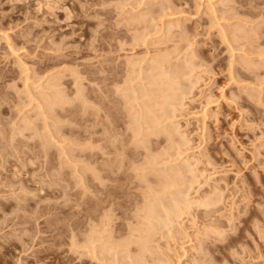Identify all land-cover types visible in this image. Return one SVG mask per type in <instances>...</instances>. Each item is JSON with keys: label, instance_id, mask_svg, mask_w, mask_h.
<instances>
[{"label": "rangeland", "instance_id": "1", "mask_svg": "<svg viewBox=\"0 0 264 264\" xmlns=\"http://www.w3.org/2000/svg\"><path fill=\"white\" fill-rule=\"evenodd\" d=\"M0 264H264V0H0Z\"/></svg>", "mask_w": 264, "mask_h": 264}, {"label": "bare ground", "instance_id": "2", "mask_svg": "<svg viewBox=\"0 0 264 264\" xmlns=\"http://www.w3.org/2000/svg\"><path fill=\"white\" fill-rule=\"evenodd\" d=\"M234 31H235V30H234ZM239 31H240V30H239ZM240 32H241V31H240ZM240 36H241V35H240ZM152 61H153V60H152ZM161 61H162V60H161ZM156 63H158V62H156ZM162 63H163V62H162ZM150 64H151V62L149 63V65H150ZM185 64H186V62H185ZM133 65H134V64H133ZM156 65H157V64H156ZM156 65H154V66H156ZM159 65H160V64H159ZM159 65H158V66H159ZM188 65H189V64H188ZM188 65H187V66H188ZM158 66H157V67H158ZM161 67H162V66H161ZM131 68L133 69V67H131ZM153 68H154V67H153ZM158 69H159V67H158ZM160 69H161V68H160ZM162 69H165V68H162ZM148 70H149V69H148ZM153 70H154V69H153ZM153 70H152V72H153ZM168 70H169V69H168ZM154 71H155V70H154ZM159 71H160V70H159ZM161 71H162V73H161V75H160L159 73H160ZM161 71H160V72L157 71L158 74H159V76L157 75L156 77H158L159 79H158V78L156 79V78L154 77V78H155V81H156V82L158 81L157 84H156V82H155L154 85L157 86L156 88L159 89V87H161L159 82L162 81L161 84L165 87V88H163V89H164V92L167 91V90L169 89L167 92H165L166 95H165V94H162V92H161L163 86L161 87V90L159 89V91H160L161 93H157L156 95H155L154 93L158 92V91H157L158 89L154 88L156 91H154V89H153V91H151V94H150L151 96H150V95H147V96H150V97L148 98V100H149L150 98L153 97L152 100L150 99L151 101L149 100V103H150V102L152 103V101H153L152 106H154V107L150 106L152 110L150 109V107L148 108V105H145L144 103H142V104H140V105L143 106V104H144L145 106H147V107L144 106V107L146 108V112L144 111L145 108H144L143 111H142V109L140 110L139 107H136V108H139V111H142L141 114H139V115H140V119H141V116H142V117L144 116V115H143L144 112H145L146 116H148V117H150V115L152 114V115H151L152 118L149 119V118L147 117V118L149 119V122H146V120L148 121V119L146 118V116H145V118H142L143 120H142V119L140 120L141 122L146 123V124H144V123L141 124V123H140L141 126L144 124L145 127H146V129H147V126H148V127L151 126L150 129L154 126V127H153V130H154V128H156V123H157V121H158L159 119L162 118V117H160V114L162 113V111H163V114L166 115V113H164V112L166 111V107H167V106H166V101L168 100V97L173 96V94H174V92H175L172 88H174V87L176 86V85H175L176 82L174 83L173 79H171V78L173 77L174 72H173V74L171 73V74H172V77L170 76V78H169V76H167V75H171L170 73L168 74L169 71H167V73H166L165 70H161ZM154 73H155V72H153V74H154ZM163 73H166V74L164 75ZM163 75H164V76H163ZM152 77H153V76H152ZM160 77H161V78H160ZM163 77H164V79H163ZM154 78H150L149 83L151 84V86H150V85H147V88H148V86H150L151 88L154 86V85H152V84H153L152 82H154ZM173 78H174V77H173ZM162 79H163L165 82H163ZM174 79H175V78H174ZM144 80H145V79H144ZM151 80H152V81H151ZM160 80H161V81H160ZM140 81H141V80H140ZM140 81H139V82H140ZM172 81H173V82H172ZM145 82H146V81H145ZM149 83H147V84H149ZM158 83H159V87H158ZM173 83H174V84H173ZM51 84H52V83H51ZM143 84H144V83H143ZM145 84H146V83H145ZM145 84H144V85H145ZM140 85H141V84H140ZM171 85H172V86H171ZM174 85H175V86H174ZM155 86H154V87H155ZM166 86L169 87V88L166 89V88H167ZM170 86H171V87H170ZM173 86H174V87H173ZM142 87H143V86H142ZM176 89H179V88L176 87ZM176 89H175V90H176ZM125 90H126V89H125ZM139 90H140V89H139ZM150 90H151V89H150ZM170 90H172V91H170ZM123 91H124V90H123ZM134 91H135L136 93H138V94L140 93V91L142 92V94L140 93L139 96L136 95L135 97H140V96H141L142 99H143V97H145V95H143V94H145L144 88H143V89L141 88L140 91L133 90V91H131V93H134ZM146 91H147V90H146ZM162 91H163V90H162ZM169 91H170L171 93H173V94H171ZM173 91H174V92H173ZM177 91H178V90H177ZM58 92H59V91H58ZM58 92H57V93H58ZM129 92H130V91H129ZM143 92H144V93H143ZM152 92H154V93H152ZM164 92H163V93H164ZM168 92H169L170 94H169ZM149 93H150V92H149ZM177 93H179V92H177ZM177 93H176V94H177ZM180 93H181V92H180ZM180 93H179V94H180ZM123 94H124V92H123ZM146 94H148V92H147ZM153 94H154L155 97L153 96ZM158 94H160V95H158ZM168 94H169V96L167 97ZM176 94H175V96H176ZM56 95H58V94H56ZM59 95H60V94H59ZM142 95H143V96H142ZM47 96H48V95H47ZM80 96H81V95H80ZM132 96H133V99H134V98H135L134 95H132ZM156 96H157V97H156ZM175 96H173V97H175ZM177 96H178V95H177ZM177 96H176V98H177ZM56 97H57V96H56ZM141 97L138 98V99L140 100ZM181 97H182V94H181ZM183 97H184V96H183ZM53 98H54V97H53ZM60 98H61V97H60ZM124 98H125V96H124ZM145 98H146V97H145ZM82 99H83V98H82ZM131 99H132V97H131ZM146 99H147V98H146ZM173 99H174V98H173ZM55 100H56V98H55ZM60 100H61V99H60ZM60 100H59V101H60ZM143 100H144V99H143ZM158 100H161V101H159V102L157 103ZM170 100H171V102H172V97L167 101V103L170 102ZM134 101H138V100L135 98ZM134 101H133V102H134ZM141 101H142V100H141ZM141 101H139V102L141 103ZM144 101H145V100H144ZM43 102H44V101H43ZM43 102H42V103H43ZM60 102H61V101H60ZM142 102H143V101H142ZM164 102H165V103H164ZM179 102H180V101H179ZM44 103H45V102H44ZM134 103H135V102H134ZM136 103H137V102H136ZM136 103H135V104H136ZM160 103H163V104H160ZM172 103H173V102H172ZM177 103H178V102H177ZM180 103H181V102H180ZM180 103H179V104H180ZM138 104H139V103H138ZM164 104H165V107H164V106H161V105H164ZM169 104H170V103H169ZM174 104H176V103L174 102ZM51 105H53V104H51ZM57 105H59V104H57ZM136 105H137V104H136ZM171 105H172V104H171ZM48 106H50V105H48ZM173 106H174V105H173ZM178 106H179V105H178ZM181 106H182V105H181ZM50 107H51V106H50ZM52 107H53V106H52ZM155 107H156V109H155ZM157 107H158V108H157ZM161 107H162V108H161ZM163 107L165 108V110L163 109ZM175 107H176V106H175ZM175 107H174V108H175ZM167 108H168V107H167ZM174 108H173V109H174ZM179 108H180V106H179ZM181 108H182V107H181ZM154 109H155L156 111H158L157 109L160 110V111H158V113L161 112V113H159V116L157 115L158 113H157ZM177 109H178V108H177ZM153 110L155 111V113L153 112ZM174 110H175V109H174ZM52 111H53V110H52ZM135 111H136V110H135ZM139 111H138V112H139ZM147 111H148V112H147ZM170 111H171V110H170ZM175 111H176V110H175ZM151 112H152V113H151ZM139 113H140V112H139ZM149 113H151V114H149ZM172 113H173V112H172ZM155 114H156V121L153 119V117L155 118ZM163 114H161V116H162ZM164 115H163V116H164ZM137 116H138V113H137ZM135 117H136V116H135ZM158 117H159V118H158ZM137 118H138V117H137ZM157 118H158V119H157ZM171 118H173V117H171ZM134 119H135V118H134ZM134 119H133V120H134ZM144 119H146V120L144 121ZM164 119H166V118H164ZM138 120H139V119H138ZM150 120H151V121H150ZM162 120H163V119H162ZM140 121H139V122H140ZM153 121L155 122V124L152 123ZM27 122H28V121H27ZM131 122H132V121H131ZM135 122H136V120H135ZM135 122H134V123H135ZM139 122H138V125H139ZM159 122H160V124H161V120L158 121V124H157L158 128L162 129V131L164 130L163 132L166 133V131H167V134H170L171 132L168 131V130L165 131V128H162V127H163L162 125L159 126ZM148 123H149V124H148ZM151 123H152V125H151ZM24 124H25V123H24ZM135 125H136V124H135ZM144 125H143V126H144ZM136 126H137V125H136ZM169 126H170V125H169ZM172 126H173V125H172ZM137 128H138V127H137ZM141 128H142V127H141ZM158 128H157L158 131H156V129L153 131L152 129L150 130V129L148 128V129H149V132H151V133H149V132H148V133H149V134H153V133L155 132L153 135L158 134V132L161 131V130H159ZM167 128H168V127H167ZM138 129H140V128H138ZM148 129H147V131H148ZM169 129H170V128H169ZM171 129H172V128H171ZM139 131H141V129H140ZM136 132H137V131H136ZM163 132H162V133H163ZM168 132H169V133H168ZM159 133H160V132H159ZM136 135H137V134H136ZM142 135H144V134H142ZM159 135H160V134H159ZM171 135H172V133H171ZM150 136H151V135H150ZM155 136H156V135H155ZM142 137H143V136H142ZM169 138H171L170 135H169ZM143 139H144V138H143ZM143 139H142V140H143ZM112 140H113V139H112ZM139 140H140V139H139ZM144 141H145V140H144ZM144 144H145V143H144ZM154 159H155V158H154ZM153 162H154V161H153ZM150 163H152V162H150ZM186 163H187V162H186ZM156 165H157V164H156ZM158 166H159V165H158ZM158 166H157V167H158ZM186 166H187V165H186ZM189 166H190V165H189ZM154 167H155V166H154ZM105 168H106V167H105ZM148 168H149V167H148ZM150 168H151V167H150ZM169 168H170V167H169ZM188 168H189V167H188ZM188 168H187V169H188ZM152 170H155V168H153ZM157 170H158V168H157ZM157 170H156V171H157ZM159 170H160V169H159ZM166 170H167V169H166ZM188 170H189V169H188ZM191 170H192V169H191ZM193 170H194V169H193ZM147 171H149V170H147ZM150 171H151V170H150ZM164 171H165V170H164ZM172 171H173V170H172ZM172 171H169V172H171L172 174H171V173L168 174V172H166L167 174H166V173H161L162 171H161V172L158 171V172H159V177H160L161 175H163V176H162L163 178L160 177V178H161V181L159 180L160 182H163V183H162V184H163V187L161 186L162 184H161L160 182L157 181L158 183H160V184H158V185H160V187H162V188H161L162 190H160V192H162V198L160 197L161 195L159 196L161 199H163V196H164V194H165L166 192L170 191V192H168V196L170 197V195H172L171 198H173V200L170 198L172 202L169 200V203L171 202V207H170V208H167V209H164V210L162 209V210L164 211V213H163V211L160 209V208L162 207V205L160 204L162 200L160 201L159 199H157L158 196L155 197V199H157L158 201H160V202L158 203V204H159L158 206H159V209H160V210H158V206L156 207L158 201L155 200L156 202H154V203H156V204H154L155 207H156L155 209L158 210V211H162V214H165V218H164V216H163V218L166 219V221H167L168 223L174 221L173 218H177L178 216L180 217L181 214L184 213V211H187V210H189V209L191 210L190 206H191L192 204L195 203L194 205H192V207L194 208L195 205H196V202H197V201L195 202L194 200H192V201H194V203H191V202H190V199L188 200V198H187L188 195L185 194L186 191L184 192V190H182L185 186H184L182 189H181L180 186H179L178 189L176 188V185H177V184H175V183H177V181H176V180H177V179H176L177 177L175 178V174H176L178 171H177V172H172ZM186 172H187V171H186ZM189 172H190V171H189ZM194 172L196 173V171H194ZM149 173H150V172H149ZM178 173H179V172H178ZM195 173H194V174H195ZM157 174H158V173H157ZM184 174H185V173H184ZM196 174H197V173H196ZM170 175H173V177H174L176 180H175L173 177L171 178ZM190 175H191V174H190ZM176 176H177V174H176ZM156 177H157V176H156ZM180 177H181V175L179 174V178H180ZM193 178H194V177H193ZM142 179H143V178H142ZM158 179H159V178H158ZM173 179H174V180H173ZM180 179H181V178H180ZM195 179H196V178H195ZM195 179L192 181L193 183H194V181H196ZM185 180H186V179H185ZM173 181H175V182H173ZM188 181H189V180H188ZM52 182H53V181H52ZM192 182H191V183H192ZM20 183H21V182H20ZM188 183H189V182H188ZM193 183H192V184H193ZM174 184H175V185H174ZM181 184H182V183H181ZM195 184H197V182H195ZM158 185H157V186H158ZM185 185H187V183H186ZM190 185H191V184H190ZM190 185H189V186H190ZM214 185H215V184H214ZM181 186H183V185H181ZM191 186H193V185H191ZM191 186H190V187H191ZM173 187H174V189H173ZM214 187H215V186H214ZM192 188H193V187H192ZM192 188H190V189H192ZM19 189H20V188H19ZM155 189H156V188H155ZM176 189H177L178 191H179V189H181V190L178 192ZM185 189H186V188H185ZM150 190H151V189H150ZM171 190H173L174 193L171 192ZM153 191H154V189H153ZM190 191H191V190H189V192H190ZM151 192H152V191H151ZM175 192H176V193L178 192V193L176 194ZM183 192H184V193H183ZM154 193H155L154 195H156V194H161V193H157V192H154ZM163 193H164V194H163ZM170 193H171V194H170ZM169 194H170V195H169ZM173 194H174V195H177V197L174 196ZM181 194H182V196H181ZM210 194H211V193H210ZM207 195H208V194H207ZM183 196H185V197H183ZM186 196H187V197H186ZM147 197H148V196H147ZM159 197H158V198H159ZM174 197H175V198H174ZM189 197H190V196H189ZM207 197H208V196H207ZM149 198H151V196H150ZM152 198H154V196H153ZM152 198H151V199H152ZM165 198H166V197H165ZM168 199H169V198H168ZM197 200H198V199H197ZM146 201L148 202V200H146ZM205 201H206V200L204 199V203H203V204H205ZM150 202H151V201H150ZM152 202H153V200H152ZM162 202H163V201H162ZM207 202H208V201H207ZM163 203H164V202H163ZM163 203H162V204H163ZM146 204H150V203L148 202V203H146ZM166 204H167V203H166ZM198 204H199V203H198ZM198 204H197V205H198ZM203 204H202V201H201V202H200V206H202ZM160 205H161V206H160ZM203 206H206V204L203 205ZM203 206H202V207H203ZM146 208H147V209H145V211H147V212H146V215H145V213H144V217L146 216V218H147V221H146L147 223H146V224H148L149 229H153L154 224H157V225H156V226H157L156 228H159V229H160V226L158 225V223H159V222H158V217L156 216L157 212H155L154 206L149 205V207H146ZM162 208H163V207H162ZM205 208H206V207H205ZM206 209H207V208H206ZM193 210H194V209H193ZM207 212H208V211H207ZM207 212H205V213L208 215ZM206 214H205V216H207ZM208 216H209V215H208ZM207 218H210V216L207 217ZM172 219H173V220H172ZM202 219H203V217H202ZM210 219L212 220L213 218H210ZM178 220H179V219H178ZM205 220H207V219H205ZM212 221H213V220H212ZM172 223H174V222H172ZM204 223H205V222H204ZM209 223L211 224V222H209ZM160 224H161V223H160ZM211 225L213 226V224H211ZM214 225H215V224H214ZM148 226H146V229H145L146 231H144V232H149V230L147 229ZM208 226H209V225H208ZM210 227H211V226H210ZM214 227H215V226H214ZM208 228H209V227H208ZM211 229L213 230V228H211ZM147 230H148V231H147ZM157 230H158V229H157ZM214 230H215V229H214ZM140 232H141V231H140ZM140 232H139V233H140ZM150 233H151V232H150ZM152 233H153V232H152ZM154 233H155V232H154ZM142 234H144V233H141V235H142ZM141 235H140V236H141ZM148 235H149V234H148ZM148 235H146V236H148ZM150 235H151V234H150ZM152 235L154 236V234H152ZM138 236H139V235H138ZM140 236H139V237H140ZM142 236H144V235H142ZM142 236H141V241H143V240H142ZM146 236H145V237H146ZM146 238H147V237H146ZM150 238H151V237H150ZM150 238H149V239H150ZM147 239H148V238H147ZM147 239H146V240H147ZM139 240H140V239H139ZM144 240H145V239H144ZM141 241H139V242H141ZM148 241H149V240H148ZM147 243H148V242H147ZM107 244H108V245H105V246H109V243H107ZM142 244H143V243H142ZM90 245H91V244H90ZM115 245H116V244H115ZM115 245H114V247H116ZM97 247H98V246H97ZM100 247H101V245H100ZM112 247H113V246H112ZM139 247H140V246H139ZM147 247H148V246H147ZM92 248H93V246H92ZM106 248H107V247H106ZM90 249H91V247H90ZM99 249H100V248H99ZM102 249H103L104 251H107V249L105 250V248L103 247V244H102ZM143 250H145V249H143ZM146 250H148V249L146 248ZM146 250H145V251H146ZM110 251H111V250H109L108 252H110ZM114 251H115V250H114ZM114 251H113V249H112V253H113ZM149 251H150V250H149ZM98 252H99V251H98ZM95 253H96V252H95ZM101 253H102V250H101ZM101 253H100V254H101ZM148 253H149V252H148ZM148 253H147V254H148ZM150 253H151V252H150ZM150 253H149V254H150ZM149 254H148V255H149ZM151 254H152V253H151ZM101 255L103 256V254H101ZM101 255H100V256H101ZM135 257H136V256H135ZM108 258H109V257H108ZM102 259H103V258H102ZM137 260H138V259H137Z\"/></svg>", "mask_w": 264, "mask_h": 264}]
</instances>
